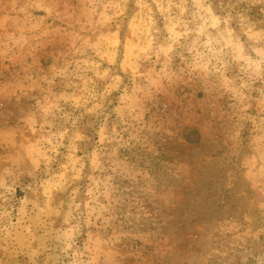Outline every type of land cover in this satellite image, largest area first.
Returning a JSON list of instances; mask_svg holds the SVG:
<instances>
[{
    "label": "clouds",
    "instance_id": "9594fccd",
    "mask_svg": "<svg viewBox=\"0 0 264 264\" xmlns=\"http://www.w3.org/2000/svg\"><path fill=\"white\" fill-rule=\"evenodd\" d=\"M0 264H264V0H0Z\"/></svg>",
    "mask_w": 264,
    "mask_h": 264
}]
</instances>
